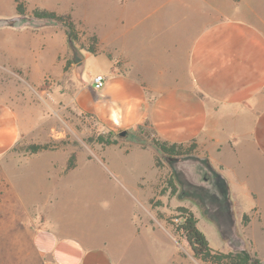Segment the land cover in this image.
<instances>
[{"label":"rangeland","instance_id":"obj_1","mask_svg":"<svg viewBox=\"0 0 264 264\" xmlns=\"http://www.w3.org/2000/svg\"><path fill=\"white\" fill-rule=\"evenodd\" d=\"M19 1L26 5L23 15L16 13L15 0H0V61L3 56L24 63L13 67L11 76L4 67L0 82L20 128L16 144L0 161V182L12 183L15 205L0 218V247L8 245L10 228V258L18 247L11 234L28 226L24 209L36 205L88 240L105 239L115 264H176L180 256L185 264H205L187 256L191 250L175 230L176 208L184 206L212 248L248 249L264 264V165L248 154L239 164L231 162L237 183L246 172L249 176L245 186H236L224 182L196 150L176 159L156 153L157 165L148 147L129 152L139 143L134 138L152 145L148 130L120 136L121 130L104 128L89 110L96 98L92 78L105 70L107 59L87 47L92 27L101 29L108 21V1ZM34 7L70 13L82 32L79 40L69 46L61 24L34 18ZM99 135L117 143L100 144ZM32 143L49 147L30 153ZM73 152L76 166L66 170Z\"/></svg>","mask_w":264,"mask_h":264},{"label":"crops","instance_id":"obj_2","mask_svg":"<svg viewBox=\"0 0 264 264\" xmlns=\"http://www.w3.org/2000/svg\"><path fill=\"white\" fill-rule=\"evenodd\" d=\"M107 1V23L92 27L103 47L96 55L107 59L105 70L96 72L105 75L104 86L95 91L91 81L96 98L89 110L97 122L194 143L224 182L245 186L247 172L237 183L231 164L248 154L264 165V0ZM1 58L2 83L4 67L11 76L24 63ZM2 90L0 161L20 137L16 111ZM146 147L154 161L153 145L136 143L129 152ZM10 188L11 182H0V218L15 206ZM24 210L28 226L11 234L16 257L10 258L9 228L0 264H115L105 239L88 240L36 205ZM179 258L176 264H185V256Z\"/></svg>","mask_w":264,"mask_h":264},{"label":"trees","instance_id":"obj_3","mask_svg":"<svg viewBox=\"0 0 264 264\" xmlns=\"http://www.w3.org/2000/svg\"><path fill=\"white\" fill-rule=\"evenodd\" d=\"M15 11L18 15L26 13V5L24 2L15 0ZM31 14L37 19L54 20L61 24L68 45L71 46L80 38L81 31L78 29L77 23L74 21L70 13H58L55 10L34 7ZM92 43L87 47V50L96 55L98 53V37L95 33L90 36ZM137 142L142 144V140L134 138ZM97 141L100 144H116L117 141L110 138H104L99 135ZM153 147L157 153L163 155L167 159H176L181 155H188L195 149V144L192 143L190 147H186L183 143H170L159 140L155 137L151 139ZM143 145V144H142ZM48 144L32 143L27 146V151L36 153L41 150L48 149ZM154 164L157 165V159L154 156ZM76 166V154L73 152L67 160L66 170L73 169ZM172 184V182H170ZM175 187H172V193ZM180 221L175 224L176 232L184 238L188 247L191 249L192 255L204 262L205 264H262L260 259L254 252L248 249L220 251L212 248L205 234L197 226V219L193 212L184 206L176 208Z\"/></svg>","mask_w":264,"mask_h":264},{"label":"built area","instance_id":"obj_4","mask_svg":"<svg viewBox=\"0 0 264 264\" xmlns=\"http://www.w3.org/2000/svg\"><path fill=\"white\" fill-rule=\"evenodd\" d=\"M105 75L104 74H95L92 78V85L95 91L100 90L105 83Z\"/></svg>","mask_w":264,"mask_h":264},{"label":"water","instance_id":"obj_5","mask_svg":"<svg viewBox=\"0 0 264 264\" xmlns=\"http://www.w3.org/2000/svg\"><path fill=\"white\" fill-rule=\"evenodd\" d=\"M126 134V130H121L120 132H119V135L120 136H124Z\"/></svg>","mask_w":264,"mask_h":264}]
</instances>
